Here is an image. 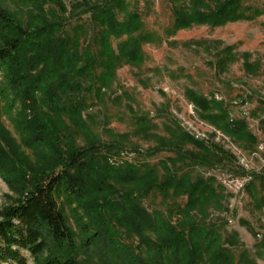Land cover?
<instances>
[{
    "label": "rangeland",
    "instance_id": "obj_1",
    "mask_svg": "<svg viewBox=\"0 0 264 264\" xmlns=\"http://www.w3.org/2000/svg\"><path fill=\"white\" fill-rule=\"evenodd\" d=\"M82 1L0 0V6L28 30L45 22L58 21L62 31L71 35L76 33L78 39L81 37V49L91 46L95 50V29L90 15L84 13L85 7L72 9ZM126 2L127 12L136 11L141 15L143 32L152 33L151 41L143 44L141 63H118L106 84H99L100 94L96 95L95 90L93 93L87 91L83 98L85 108L76 113L63 111L59 106L51 107L38 90L34 94V116L44 118L48 124V136L53 139L57 151L65 153L73 148L101 144L110 164H149L158 170L159 182H163L164 174H167L161 163L176 158L181 147V141H173L172 137L188 133L210 149L219 151L215 161L202 165L176 161L172 172L177 170L179 175L188 172L193 178L214 177L224 188V200L221 209H210L208 223L218 226L225 238L237 232L239 245L232 249L235 264H245L239 261L243 250H247L249 259L264 264V14L252 20L219 26L193 24L175 31L171 0ZM244 3L245 6L264 9V0H245ZM72 11L73 17L70 16ZM123 15L118 14L120 21ZM77 25L85 27L87 32L80 28L75 31ZM121 38L123 40L126 36ZM111 42L116 50L118 40L112 39ZM60 51L59 46L52 47L43 83H53L67 72L60 65V61H64ZM192 93L219 104L209 112L201 111L192 101ZM220 109L226 111L227 119L242 121L244 131L230 135L212 124L209 115L219 114ZM20 111V102L8 88L2 71L0 145L12 157L16 173L24 168L29 173H39L48 168L56 150L46 142H33V145L25 142L31 135L29 130L18 125L23 119L19 117ZM30 116L32 113L28 118ZM138 119H145L146 132H140L142 126ZM183 149L199 152L190 142H186ZM168 165L172 166V162ZM17 176L14 174L15 185L11 187L0 175V219L3 209L20 197ZM112 179L111 187L123 192L134 185H124L116 173ZM95 195L90 189L85 203ZM173 201L162 190L155 189L145 196L143 204L150 211H163L167 217L170 209L175 223L179 217L177 206L184 205L186 197ZM58 203L76 234L77 243L81 244L87 236L82 228V223L88 221L87 216L71 199L62 197ZM108 217L115 228L114 234H117L114 235L115 242L143 254L144 247L137 234L130 233L131 230L116 218ZM89 233H94L91 228ZM103 240L100 239L95 247ZM112 249V259H118V255L120 260L128 257ZM81 259L84 264H108L87 253Z\"/></svg>",
    "mask_w": 264,
    "mask_h": 264
},
{
    "label": "trees",
    "instance_id": "obj_2",
    "mask_svg": "<svg viewBox=\"0 0 264 264\" xmlns=\"http://www.w3.org/2000/svg\"><path fill=\"white\" fill-rule=\"evenodd\" d=\"M171 1L175 31L193 24L219 26L252 20L264 14V9L245 6V0ZM81 7H85L84 13L90 15L95 29V50L91 46L81 49V37L78 39L76 33L62 31L58 21L45 22L28 30L0 6V72H4L8 88L20 102L19 117L23 119L18 125L29 130L31 137L25 139L26 143L46 142L56 150L54 159L44 171L29 173L24 168L16 173L12 157L0 145V175L13 187L14 174H18L20 194L1 213L0 264H84L81 257L86 253L108 264H235L232 249L239 245L237 232L225 238L218 226L207 221L211 208L223 207L224 188L214 177L193 178L188 172L179 175L177 170L172 172L171 169L176 161L193 165L210 163L219 156V151L210 149L188 133L172 137L173 141H181V147L177 157L168 161L172 166L166 161L161 163L167 174H164L165 180L159 182L158 170L149 164H110L101 144L73 148L65 153L57 151L53 139L48 136V124L44 118L34 116L36 91H42L51 107L59 106L70 113L83 111L87 91L95 90L96 95L100 94L99 84H106L118 63L139 64L144 58L143 44L151 41L152 33L143 32L139 13L127 12L126 0H83L72 9ZM119 13L124 14L121 21ZM70 14L73 17V11ZM77 26L75 31L80 28L87 32L82 25ZM123 36L126 38L122 40ZM112 39L118 40L116 50L112 47ZM55 46L60 47L59 55L64 58L60 65L67 72L53 83H43L47 59ZM245 64L249 69L248 62ZM191 99L205 112L219 104L210 103L196 93H192ZM31 113L33 116L28 118ZM209 116L210 122L227 134L239 135L245 129L242 121L227 119L223 109ZM138 123L142 126L140 132H146L145 119H138ZM186 142L199 152L185 151ZM114 173L122 178L124 185L134 183L132 188L125 192L112 188L110 182ZM90 189L97 195L85 203ZM155 189L162 190L174 203L186 197L185 204L177 206L179 217L175 223L170 209L167 217L161 210L150 211L144 206L143 199ZM107 191L110 193L106 194ZM62 197L76 202L87 216L88 221L82 223L87 236L81 244L77 243L76 234L59 206L58 199ZM108 216L122 222L130 233L137 234L144 247L143 254L115 242V228ZM90 228L93 234L89 233ZM102 238L101 245L95 247ZM112 248L128 257L120 260L118 255V259H112ZM239 261L257 264L249 259L247 250L241 252Z\"/></svg>",
    "mask_w": 264,
    "mask_h": 264
}]
</instances>
